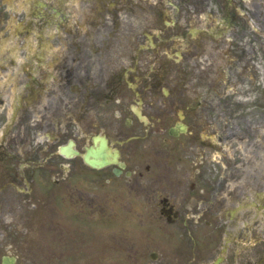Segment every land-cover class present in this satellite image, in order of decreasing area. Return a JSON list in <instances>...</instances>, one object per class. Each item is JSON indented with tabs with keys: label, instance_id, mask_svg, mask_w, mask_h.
Returning <instances> with one entry per match:
<instances>
[{
	"label": "flooded vegetation",
	"instance_id": "obj_1",
	"mask_svg": "<svg viewBox=\"0 0 264 264\" xmlns=\"http://www.w3.org/2000/svg\"><path fill=\"white\" fill-rule=\"evenodd\" d=\"M186 1L167 26L143 0H100L99 31L17 73L29 104L0 139V234L16 200L37 214L50 191L71 247L57 264H105L109 249L125 264H264V0ZM101 141L119 156L95 169L84 156ZM13 247L0 239V264H27Z\"/></svg>",
	"mask_w": 264,
	"mask_h": 264
},
{
	"label": "rangeland",
	"instance_id": "obj_2",
	"mask_svg": "<svg viewBox=\"0 0 264 264\" xmlns=\"http://www.w3.org/2000/svg\"><path fill=\"white\" fill-rule=\"evenodd\" d=\"M4 1V5L2 4L1 6L6 7L7 11L5 10V8H0V12L3 16L0 18V32L2 31V29H4V26H7V28L9 29L8 33H11L14 36L17 34V32L12 33L11 28L14 26V24L17 25L18 21L20 20H23L25 18H28L27 20H29V17H27L29 15L35 16V21L32 20L30 24H27L28 26H35L34 22L37 24L39 20L43 22L42 26H51L50 24L45 23L50 19L51 7L57 9L61 8L62 11L66 12L73 11V13H76L78 16V11H80L79 8H81L80 6H82L79 5L77 8L75 7V9H73L71 2H69L68 0H31L32 10L31 12L29 11L27 13L24 4L19 3L20 0H12L10 2H7L6 0ZM39 1L47 4V6L44 8H40L38 6ZM26 6L30 7L28 3H26ZM80 24L81 23H79V26ZM53 33L54 29L53 31L46 29L44 32L45 35H50ZM12 39L13 41L16 40L14 37ZM15 44L16 43H13L12 46H14ZM7 78L8 76L7 74H5V71L4 73L0 74V85H3ZM41 211H43V214L37 219L36 228L32 206H26L24 209H17L16 220L18 221V225L14 228L15 232L10 234H0V239L3 238L7 241L13 239V249L20 251L21 254L29 260L27 261L24 259L27 264H40L41 258H49L55 262H59L60 258L68 260L66 255L67 251H69V248L71 247L65 246V239L56 238L52 234L54 232L53 230H51V228H54L56 224L53 223L54 220L53 215L51 214L52 208L50 206V202H48L45 206H42ZM65 226L66 225L62 227ZM91 227L92 226L90 225V233H93L95 229L92 230ZM69 229L70 227L68 228L67 232H64V234L68 233ZM76 230V225H74V233H76ZM94 233L97 234V232ZM29 245L32 246L31 249ZM96 251L97 248H95L93 251H90L89 255L91 256H89V259H91L92 257H96ZM119 255L120 252L117 249H110L104 256V260H106V264H125L124 262L117 259ZM65 264L69 263L67 262Z\"/></svg>",
	"mask_w": 264,
	"mask_h": 264
},
{
	"label": "water",
	"instance_id": "obj_3",
	"mask_svg": "<svg viewBox=\"0 0 264 264\" xmlns=\"http://www.w3.org/2000/svg\"><path fill=\"white\" fill-rule=\"evenodd\" d=\"M94 166H96V165H94Z\"/></svg>",
	"mask_w": 264,
	"mask_h": 264
}]
</instances>
